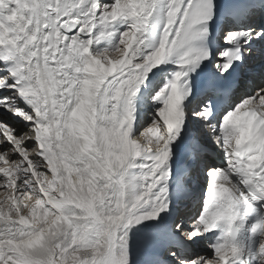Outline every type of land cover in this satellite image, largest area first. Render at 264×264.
Instances as JSON below:
<instances>
[{
  "label": "snow or ice",
  "instance_id": "snow-or-ice-1",
  "mask_svg": "<svg viewBox=\"0 0 264 264\" xmlns=\"http://www.w3.org/2000/svg\"><path fill=\"white\" fill-rule=\"evenodd\" d=\"M0 264H264V0H0Z\"/></svg>",
  "mask_w": 264,
  "mask_h": 264
},
{
  "label": "bare ground",
  "instance_id": "bare-ground-1",
  "mask_svg": "<svg viewBox=\"0 0 264 264\" xmlns=\"http://www.w3.org/2000/svg\"><path fill=\"white\" fill-rule=\"evenodd\" d=\"M255 83H260L259 79H257V80L255 81ZM202 182H203V177L200 178L199 183L202 184Z\"/></svg>",
  "mask_w": 264,
  "mask_h": 264
}]
</instances>
